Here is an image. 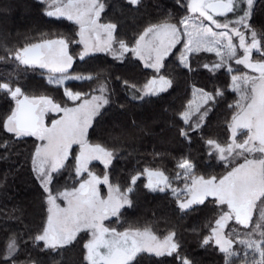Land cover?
<instances>
[{
	"label": "trees",
	"instance_id": "1",
	"mask_svg": "<svg viewBox=\"0 0 264 264\" xmlns=\"http://www.w3.org/2000/svg\"><path fill=\"white\" fill-rule=\"evenodd\" d=\"M102 2L105 9L100 20L116 24L115 37L124 40L129 47L135 45V39L148 26L165 21L178 23L188 13L187 0H139L136 5L128 0ZM46 11L44 0H0V57H4L0 60V82H6L11 74L13 85H19L25 95L48 96L60 105L75 103L64 95L65 89L90 95L98 91L100 84H106L109 103L94 118L87 139L91 144L99 143L113 151L114 155L107 168L98 162L93 165L99 172H107L111 184L119 185L122 190L130 186L131 176L141 174L133 186L134 191L129 193L130 205L120 210L118 219L107 223L119 230L148 227L160 237L174 232L173 242L180 245L181 257H187L194 264H225V256L213 240L202 245L203 239L216 227L221 206L208 198L203 204H194L181 211L178 196L170 189L161 192L145 187L148 176L144 169L162 171L175 185L183 182L181 175L176 178L177 173L183 172L177 167L183 159L194 164L192 175L205 178L221 177L230 169L226 162L209 153L206 141H228V125L234 112L238 111L230 105L239 100L231 77L239 67L232 72L227 68L212 71L209 66L219 62L220 57L215 52L203 50L189 53L188 67H185L178 59L184 50V36L164 59L160 73L145 67L131 52H126L120 61L108 52L89 54L81 60L78 54L82 46L73 43L69 50L75 59L68 73L91 75L93 79L68 80L59 86L50 84L37 67L20 64L9 56L10 51L26 44L56 39L60 35L77 41L78 25L64 17L48 16ZM249 23L259 39L264 36V0H254ZM204 64L209 66L205 68ZM159 75L172 81L166 91L145 99L134 98L149 79ZM133 84L136 93L130 87ZM196 88L214 96L217 91L223 94L209 100L210 108L201 125L188 131L189 124L182 114L188 111ZM14 104L15 100L9 94L0 91V264H5V246L12 236L19 245L16 264H89L85 259L86 231L79 232L70 245L57 250L47 249L42 241L34 240L42 233L47 220V196L32 167L36 139L33 136L16 137L2 126ZM53 118L55 115L48 121ZM181 129L187 132V137L180 134ZM75 151L72 150V156ZM72 156L63 169L54 173V186L67 184L74 176ZM240 160L241 157H237L232 166ZM254 221L248 228L236 229L231 225V239L239 253L232 258V264H251L260 259L251 250L245 254V246L238 242L247 237L245 234L253 228ZM134 264H180V259L176 253L156 256L142 252Z\"/></svg>",
	"mask_w": 264,
	"mask_h": 264
},
{
	"label": "snow or ice",
	"instance_id": "2",
	"mask_svg": "<svg viewBox=\"0 0 264 264\" xmlns=\"http://www.w3.org/2000/svg\"><path fill=\"white\" fill-rule=\"evenodd\" d=\"M128 2L136 5L139 0H128ZM244 2L245 0H187L186 9L191 15L182 17L178 23L165 21L148 26L135 39V45L129 47L124 40L114 37L116 24L98 23L105 9L102 0H51L49 8L52 10L46 11V15L64 17L78 25L79 41L60 35L56 39H44L38 43L26 44L14 52L10 51L9 56L20 64L47 69L48 82L59 86L67 80L93 79L91 75L68 74L74 59L69 54V47L73 43H81L84 46L78 54L81 60L93 52H109L117 60H122L124 53L131 52L141 60H145L144 54L147 53L148 60L145 67L160 73L164 67V58L182 42V36H186L188 39L183 53L178 57L181 64L188 67L186 54L203 50L215 52L220 57L219 62H213L212 71L227 67V70L232 72L233 69L227 64L221 49H226L228 60L235 58L237 45L233 43V35L238 37L239 48L243 49V55L236 58L235 63L244 65L259 75L250 76L244 73L231 77L233 90L240 94V99L234 105H230L238 109L228 125L231 131L230 142L226 146H221L215 140L206 141L217 154V158L226 162L230 170L221 177H197L191 174L194 164L188 159H183L177 167L183 170L186 178L191 179V183L186 180L183 190L172 189V191L174 194L178 191L186 194L185 200L178 199V207L181 211L189 209L194 204H203L207 197H215V203L222 208L226 205L227 211H223L215 220L216 227H213L211 235L206 236L202 241V245H207L214 239L225 256V264H232V258L239 253L232 248L233 240L224 238L218 229L224 228L227 221L233 218L247 228L250 222H253L255 210L257 217L253 228L245 234L248 238L239 239L238 242L245 246V254L247 250H251L253 254L259 255L260 259L256 264H264V58L256 61L251 59L254 49L264 57L262 51L264 36L258 39V33L247 23L254 0H246L247 9H240L243 14L239 15L235 22L222 23L215 18L236 12ZM206 21L216 29L222 30L214 31ZM232 23L237 26L231 28L232 35H230L229 24ZM240 25L249 29L251 43H246L245 33L238 27ZM101 33L106 36L105 39L101 38ZM149 36L151 39H146ZM114 44L118 47H114ZM3 59L4 57H0V60ZM208 66V64L203 65L205 68ZM12 80L13 77L9 74L6 82H0V91L9 94L15 100V107L3 119L2 126L16 137L33 136L42 142L37 145L33 155V170L37 173V178L41 181L45 192L48 193L50 207L43 231L35 236L34 240L42 241L47 249L57 250L70 245L77 233L86 230L92 237L84 246L87 250L85 259L89 264H134L135 258L142 252L154 253L156 256H171L176 253L180 264H194L187 257L180 256L178 252L180 245L173 242L174 232L161 242L148 227L143 230L126 229L119 232L103 224L109 216H118L125 204H130L127 194L134 191L133 186L141 175L131 176L130 186L122 190L119 185L112 186L109 183L107 173L101 178L88 171L90 161L100 160L107 168L114 155L113 151L99 143L90 144L87 139L93 118L100 114V109L104 105L109 103L107 97L103 95L107 91V85L102 83L97 89L102 95H94L91 99L84 98L76 107H61L48 96L30 98L24 94L19 85L14 86ZM127 83L125 81L126 85ZM171 84V79L165 75H159L158 78L153 76L134 98L143 99L146 95H157L166 91ZM130 87L134 93L137 92L136 85ZM222 94L217 91L215 96ZM64 95L72 101H77L85 94L65 89ZM215 96L212 93H204L205 103L214 100ZM48 111L63 113L60 119L51 121L50 127L45 125L43 119ZM182 115L187 123V114ZM205 115L207 111L200 119ZM238 132L241 135L246 133L242 141H238ZM180 134L185 137L188 135L183 129ZM73 145H79L80 148L75 156H72L71 152ZM70 156L74 160L75 176L82 177L87 173L89 178L77 181L78 188L75 186L71 189L65 188L64 191H58L57 195L53 196L48 187L52 182V174L63 169ZM237 157L243 158L244 162L232 166ZM144 173L148 176V183L145 185L148 189L163 192L165 187L171 188L169 178L162 171L145 168ZM180 175L181 173H177L176 178L178 179ZM100 184L109 185L107 198L102 197L98 188ZM59 197H63L67 202L66 207L56 203ZM257 236L258 239L255 238ZM18 249L16 237H10L3 256L5 264H16L15 256Z\"/></svg>",
	"mask_w": 264,
	"mask_h": 264
},
{
	"label": "rangeland",
	"instance_id": "3",
	"mask_svg": "<svg viewBox=\"0 0 264 264\" xmlns=\"http://www.w3.org/2000/svg\"><path fill=\"white\" fill-rule=\"evenodd\" d=\"M44 2H45V4H46V10L48 11V10H52L51 8H49V4L51 3V0H44ZM240 9H247V4H246V0H245V2L244 3H242L241 5H240V8L239 9H237V11L236 12H233V13H227L226 14V16H222V17H215V18H217V19H219L222 23L223 22H226V21H232V22H235L236 20H237V18H238V16L239 15H242L243 14V12L240 10ZM186 15H191L189 12L186 14ZM186 15H184V16H186ZM195 15H198V14H195ZM98 23H100V24H107V23H109V22H103L102 20H100L99 19V21H98ZM170 23H172V22H170ZM206 23H208V25L210 26V27H212L213 28V30L214 31H220V30H222V29H216L215 28V26L214 25H211V23L210 22H207L206 21ZM247 23L250 25V23H249V19H248V21H247ZM160 24V23H159ZM234 26H237V25H235L234 23H232V24H229V34L230 35H232V33H231V28L232 27H234ZM181 28H182V26H180ZM239 27V29H240V31L241 32H244L245 33V36H246V43H251V34H250V31H249V29H247V28H245V27H243L242 25H240V26H238ZM250 27H251V25H250ZM251 29H253L252 27H251ZM78 31H79V26H78ZM87 35V34H86ZM114 37H115V34H114ZM101 38L102 39H105L106 38V36L103 34V33H101ZM116 38V37H115ZM184 38H185V42H184V45H185V43L187 42V37L186 36H184ZM79 39H80V37L79 36H77V41H79ZM117 39V38H116ZM146 39H151V36H149V37H147ZM259 39V38H258ZM91 42V41H90ZM225 43H226V41H225ZM233 43L235 44V45H237V56L235 57V58H233V59H231V60H228L227 59V56H226V49H221V52H222V54H224V56H225V60L227 61V64L228 65H230L231 66V68L232 69H235V68H237V67H239V69H237V73L236 74H234V75H242V74H244V73H247L248 75H250V76H258L259 74L258 73H256L254 70H252V69H249V68H246L244 65H238V64H236L235 63V59L236 58H240L242 55H243V49L242 48H239V38L238 37H236V36H234L233 35ZM81 44V43H80ZM183 45V46H184ZM81 51L83 50V44H81ZM114 47H118V45H115L114 44ZM183 49H184V47H183ZM81 51H79V52H81ZM93 53H97V52H93ZM93 53H90V54H93ZM109 53V52H108ZM183 53V52H182ZM254 53H257L258 55H256V56H254ZM69 54L70 55H72L71 54V52H70V50H69ZM110 54V53H109ZM126 53H124V55H125ZM188 54L189 53H187L186 55L188 56ZM111 56H113L112 54H110ZM145 55V60H142V62L144 63V65H145V63H146V61L148 60V54L147 53H145L144 54ZM73 56V58L75 59V56L74 55H72ZM153 56H154V54H153ZM167 57V56H166ZM165 57V58H166ZM164 58V59H165ZM262 58H264V57H262L261 55H260V53H258L257 52V50H253V54H252V57H251V59L253 60V61H256V60H260V59H262ZM74 59H73V62H74ZM118 61H120V60H118ZM212 66L213 65H210L209 67H210V69H212ZM40 71H41V74L45 77V79H47L48 80V76H49V73H48V70L47 69H41V68H39L38 66H36ZM224 68H227V67H224ZM69 75H72V76H75V75H81V76H84V75H82V74H70V73H68ZM68 81V80H67ZM66 82V81H65ZM64 82V83H65ZM54 84V83H53ZM104 84V83H103ZM100 86V85H99ZM143 88V87H142ZM141 88V89H142ZM70 90V89H69ZM202 89H199V88H196L195 89V91H194V97H193V99H192V101H191V103H190V107H189V109H188V111L186 112V114H187V117H188V124H189V128H188V131H194V130H196V129H198V127L201 125V123H202V121H203V119H200V117L202 116V114L205 112V111H208L209 110V108H210V106H209V101L207 102V103H205V97H204V93H207V92H205L204 90L203 91H201ZM72 91V90H71ZM72 92H74V91H72ZM75 93V92H74ZM138 94H139V91L137 92ZM99 96V95H102L99 91H96V92H94V93H92V94H90V95H84V96H82V98L80 99V100H77V101H75V103H73L72 105H61V107H76L79 103H81L82 102V100L84 99V98H87V99H91V97L92 96ZM103 95L104 96H106L107 97V99H108V96H107V92H105V93H103ZM151 96H154V95H146V96H144L143 97V99H145V98H148V97H151ZM30 98L31 97H34V96H29ZM35 97H37V96H35ZM38 97H40V96H38ZM239 99H240V94H239ZM54 102V101H53ZM55 103V102H54ZM14 107H15V104H14ZM13 107V108H14ZM103 108V107H102ZM101 108V109H102ZM100 109V110H101ZM198 109H199V111H198ZM54 116L55 115V118H53L52 120H58V119H60L61 117H62V115H63V113H61V112H53V111H48V112H46L45 114H44V117H43V119H44V123H45V125L46 126H51V121L52 120H50V121H48L49 120V118L51 117V116ZM95 118V117H94ZM94 118H93V120H94ZM203 118H204V116H203ZM93 122V121H92ZM231 123V122H230ZM198 125V126H197ZM245 135H246V133H245ZM245 135H241L239 132H238V141H242L244 138H245ZM23 137H25V136H23ZM230 137H231V131H230V129H229V136H228V141L227 142H225V143H220V142H218L217 140H215V139H212V140H215V141H217L218 143H220V145L221 146H226L229 142H230ZM35 139H36V144H35V148H34V152H33V155H34V153H35V150H36V147H37V145H40L42 142L37 138V137H34ZM209 140V139H208ZM91 144V143H90ZM206 145H207V148H208V150H209V153H214L215 155H216V157H217V154L213 151V149L206 143ZM76 150L75 151V154H74V156L76 155V154H78L79 153V151H80V148H79V145H73L72 146V150ZM72 150H71V152H72ZM109 150V149H108ZM33 155H32V167H33ZM251 158V157H250ZM218 159V158H217ZM93 162H98L99 164H102V165H104V163L102 162V161H100V160H93V161H90L89 162V164H88V171H90V172H92V173H94V174H96V175H98V176H100L101 178L103 177V175L105 174V173H107V172H99L96 168H95V166L93 165ZM244 161H243V158H241V160L239 161V163H243ZM234 166H236V164L234 165ZM230 170V169H229ZM228 170V171H229ZM36 173V172H35ZM54 173H56V172H54ZM54 173L52 174V180H53V177H54ZM192 174V173H191ZM226 173H224L223 175H225ZM36 175H37V173H36ZM107 175H108V173H107ZM222 175V176H223ZM193 176H197V177H199L200 175H193ZM109 177V176H108ZM89 177H88V175H87V173H84L83 175H82V177H76L75 176V174H74V176H72V178H71V180H70V182L69 183H67V184H64V185H62V186H54L53 184H52V182L48 185V187H49V189H50V191H51V194L53 195V196H56L57 195V193H58V191L59 192H62V191H64L65 190V188H68V189H71V187H73V186H75V187H79V183L77 182V181H79V180H83V179H88ZM180 179L183 181V182H181V183H179V184H182V185H179V184H177V185H175V184H173L172 182H171V180H169V183L171 184V188H168V187H165V189H170L171 191H172V189H177V190H183L184 188H185V181L187 180V182L190 184L191 183V179L190 178H186L184 175H183V172L181 173V177H180ZM40 181V180H39ZM41 182V181H40ZM109 183L111 184V182H110V179H109ZM112 186H114L113 184H111ZM161 186H164V185H161ZM44 188V187H43ZM98 188H99V190H100V193H101V195H102V197H104V198H107V196H108V193H109V185L108 184H100V185H98ZM172 193H173V191H172ZM174 194V193H173ZM128 195V199L130 200V203H131V197H130V194L128 193L127 194ZM175 195H177L178 197H177V204H178V199L180 200V201H183V200H185L186 199V194L185 193H182V192H179L178 191V193L177 194H175ZM46 196H47V206H48V209H49V207H50V205L48 204V193L46 192ZM208 198H211V199H213L214 201H216V198L215 197H207V198H205V200L206 199H208ZM56 203L57 204H60L61 205V207H66L67 206V202L63 199V197H59L57 200H56ZM127 205H130V204H125L123 207H125V206H127ZM193 205H191L190 207H192ZM122 207V208H123ZM121 208V209H122ZM222 208V207H221ZM223 211H227V207H226V205L225 206H223V208H222V212ZM49 214V213H48ZM120 214V213H119ZM222 214V213H221ZM48 217V216H47ZM256 217H257V213H256V211L254 210V215H253V220L254 219H256ZM119 218V215L118 216H116V217H112V216H109L106 220H104L103 221V224H104V226L105 227H108V228H115V229H117L116 227H114V226H111V225H109L107 222L109 221V220H111V219H118ZM235 221V222H234ZM46 222H47V220H46ZM232 222H234L235 224H231ZM46 224V223H45ZM231 225H235V228L236 229H240V228H246L244 225V227L242 226V225H240L234 218L233 219H231V220H229V221H227V223L225 224V226H224V228H222V229H218V231L224 236V238H226V239H231V232H230V229L233 227V226H231ZM252 225V222H250V224L248 225V227H250ZM247 227V228H248ZM127 229H140V230H143L144 228H127ZM124 230H126V229H123V230H119V229H117V231H119V232H123ZM86 231V230H85ZM87 233H88V239H87V241H86V243L92 238L91 237V233L89 232V231H86ZM153 232V231H152ZM154 233V232H153ZM78 234V233H77ZM155 234V233H154ZM156 235V234H155ZM77 236V235H76ZM158 238H159V240L161 241V242H163V240H164V238L166 237H160V236H158V235H156ZM168 236V235H167ZM246 238H248V237H246ZM246 238H243V239H246ZM233 240V239H232ZM213 242L215 243V240L213 239ZM85 243V244H86ZM232 248H233V250H237L238 248H237V246L234 244V242H233V245H232ZM244 249H245V247H244ZM147 253H149V252H147ZM151 254H154V253H151ZM87 255V250H86V248H85V256ZM29 264H31V263H29ZM251 264H256V262H251Z\"/></svg>",
	"mask_w": 264,
	"mask_h": 264
},
{
	"label": "water",
	"instance_id": "4",
	"mask_svg": "<svg viewBox=\"0 0 264 264\" xmlns=\"http://www.w3.org/2000/svg\"><path fill=\"white\" fill-rule=\"evenodd\" d=\"M21 99H23V97H20Z\"/></svg>",
	"mask_w": 264,
	"mask_h": 264
},
{
	"label": "crops",
	"instance_id": "5",
	"mask_svg": "<svg viewBox=\"0 0 264 264\" xmlns=\"http://www.w3.org/2000/svg\"><path fill=\"white\" fill-rule=\"evenodd\" d=\"M86 257V256H85Z\"/></svg>",
	"mask_w": 264,
	"mask_h": 264
}]
</instances>
